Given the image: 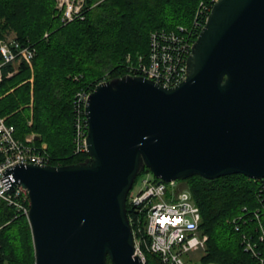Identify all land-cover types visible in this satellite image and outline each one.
Returning <instances> with one entry per match:
<instances>
[{
	"label": "water",
	"instance_id": "obj_1",
	"mask_svg": "<svg viewBox=\"0 0 264 264\" xmlns=\"http://www.w3.org/2000/svg\"><path fill=\"white\" fill-rule=\"evenodd\" d=\"M186 67L170 88L133 75L97 84L85 162L7 171L28 192L35 264H142L126 200L145 168L165 183L264 179V0H218Z\"/></svg>",
	"mask_w": 264,
	"mask_h": 264
},
{
	"label": "trees",
	"instance_id": "obj_2",
	"mask_svg": "<svg viewBox=\"0 0 264 264\" xmlns=\"http://www.w3.org/2000/svg\"><path fill=\"white\" fill-rule=\"evenodd\" d=\"M200 2L211 0H85L84 19L63 23L56 0H0V39L13 33L16 41L35 48L32 71L25 62L15 72L13 65L3 69L0 115L14 127L16 139L39 136L35 142L46 144L49 165L85 162V152L75 153L76 93L128 75L126 56L133 61L139 55L147 58L153 31L190 27ZM148 172L143 169L135 181ZM262 182L242 174L183 180L208 236L202 263L258 264L244 250L241 238L251 235L258 241L259 222L264 225ZM127 213L129 217V206ZM239 216L236 230L230 221ZM0 226V264H35L27 218L15 217L14 210L0 201ZM258 248L264 254V245ZM147 264L161 263L158 256L147 254Z\"/></svg>",
	"mask_w": 264,
	"mask_h": 264
},
{
	"label": "built area",
	"instance_id": "obj_3",
	"mask_svg": "<svg viewBox=\"0 0 264 264\" xmlns=\"http://www.w3.org/2000/svg\"><path fill=\"white\" fill-rule=\"evenodd\" d=\"M217 1L200 2L190 27L178 26L172 31L151 32L147 58L139 55L133 61L130 55L126 56L124 68L127 74L145 77L165 88L183 82L192 45ZM84 3L85 0H56L62 22L84 19ZM34 56L35 48L32 44H21L9 37L0 39V82L7 65L18 66L25 62L32 71ZM10 75L12 73H8ZM93 89L79 91L73 99L75 153H86L88 125L84 108ZM14 132V127L6 123V117L0 115V201L14 210L15 217L27 218L30 208L28 192L7 171L18 164L49 165L51 158L45 143L37 144L33 135L20 141L15 138ZM262 181L264 187V179ZM137 184L139 187L136 190H133L135 181L129 191L126 205L131 211L128 220L134 238L135 255L142 264H147V254L158 256L161 264H204L201 258L206 251L208 236L201 230L200 209L188 188L181 187L183 183L177 180L160 182L151 172L142 174ZM259 214V211L254 212L260 221ZM240 220L242 216L232 221L236 230H239ZM257 238L258 241H254L251 235L244 234L241 242L244 250L258 264H264V254L258 248L259 244L264 245V225L260 222Z\"/></svg>",
	"mask_w": 264,
	"mask_h": 264
},
{
	"label": "rangeland",
	"instance_id": "obj_4",
	"mask_svg": "<svg viewBox=\"0 0 264 264\" xmlns=\"http://www.w3.org/2000/svg\"><path fill=\"white\" fill-rule=\"evenodd\" d=\"M7 37H9V39H12V38H14V34L13 33H11L10 35H8ZM14 67H17V66H14ZM31 135H33V136H38V135H35V134H31ZM137 182H138V180L136 181V185L134 186V188H133V190H136L139 186H138V184H137ZM179 183H183V181H178ZM181 187H187V185L186 184H182L181 185ZM235 218V217H234ZM234 218L232 219V220H234ZM232 220L230 221V222H232ZM197 264H201V263H197Z\"/></svg>",
	"mask_w": 264,
	"mask_h": 264
},
{
	"label": "crops",
	"instance_id": "obj_5",
	"mask_svg": "<svg viewBox=\"0 0 264 264\" xmlns=\"http://www.w3.org/2000/svg\"><path fill=\"white\" fill-rule=\"evenodd\" d=\"M16 70H17V67H16Z\"/></svg>",
	"mask_w": 264,
	"mask_h": 264
}]
</instances>
